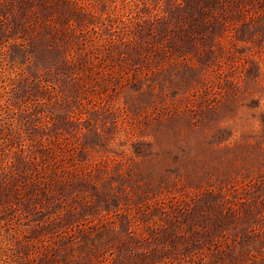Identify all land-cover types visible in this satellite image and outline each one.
Instances as JSON below:
<instances>
[{"label":"rangeland","instance_id":"obj_1","mask_svg":"<svg viewBox=\"0 0 264 264\" xmlns=\"http://www.w3.org/2000/svg\"><path fill=\"white\" fill-rule=\"evenodd\" d=\"M0 264H264V0H0Z\"/></svg>","mask_w":264,"mask_h":264}]
</instances>
